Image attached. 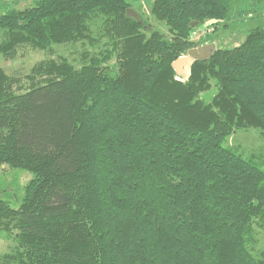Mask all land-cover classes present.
<instances>
[{
  "label": "trees",
  "instance_id": "obj_1",
  "mask_svg": "<svg viewBox=\"0 0 264 264\" xmlns=\"http://www.w3.org/2000/svg\"><path fill=\"white\" fill-rule=\"evenodd\" d=\"M33 0L0 15V57L87 43L78 66L37 63L23 88L0 67V166L32 175L21 206L0 199V264H264V168L225 146L264 136V28L237 47L173 63L207 21L226 27L230 0ZM81 45V46H82ZM195 49V48H193Z\"/></svg>",
  "mask_w": 264,
  "mask_h": 264
},
{
  "label": "rangeland",
  "instance_id": "obj_2",
  "mask_svg": "<svg viewBox=\"0 0 264 264\" xmlns=\"http://www.w3.org/2000/svg\"><path fill=\"white\" fill-rule=\"evenodd\" d=\"M33 0H0V15L8 8L23 10L30 7ZM130 9L144 19L150 30L158 31L164 38L169 39L167 30L162 23L154 20L150 13L152 0H128ZM226 27L218 24L215 31L208 27L210 21L197 28L191 34L193 48L213 46L219 48H233L239 46L245 39L247 31L261 27L264 28V0H230V12ZM0 33V42L3 40ZM78 43L74 46L67 44L53 46L50 51H33L28 48H20L13 59L0 57V67L8 77L21 80V86L28 84L23 78L30 74L31 69L40 62L47 60H66L74 66H78L81 55L84 52H98L87 43ZM181 77V76H180ZM225 146L237 151L243 157H252L264 168V136L257 130L249 129L237 131L225 140ZM32 175L27 171L14 169L8 165L0 166V199L6 202L12 209H19L24 198L25 189L32 180ZM15 241L8 239L0 233V258L6 255H14ZM249 251L257 259L264 260V230L255 229L253 243Z\"/></svg>",
  "mask_w": 264,
  "mask_h": 264
},
{
  "label": "water",
  "instance_id": "obj_3",
  "mask_svg": "<svg viewBox=\"0 0 264 264\" xmlns=\"http://www.w3.org/2000/svg\"><path fill=\"white\" fill-rule=\"evenodd\" d=\"M127 16L132 18L133 20L142 23L139 18V15L134 12L132 9H128L126 12ZM213 46H204L200 48H195L189 50L186 56L179 58L176 62L173 63V68L176 71L178 76L186 79L189 76L190 66L194 61L197 60H206L210 57L212 52L214 51Z\"/></svg>",
  "mask_w": 264,
  "mask_h": 264
}]
</instances>
